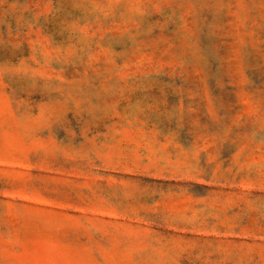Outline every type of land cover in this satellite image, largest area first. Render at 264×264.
<instances>
[{"label": "rangeland", "instance_id": "obj_1", "mask_svg": "<svg viewBox=\"0 0 264 264\" xmlns=\"http://www.w3.org/2000/svg\"><path fill=\"white\" fill-rule=\"evenodd\" d=\"M0 264H264V0H0Z\"/></svg>", "mask_w": 264, "mask_h": 264}]
</instances>
